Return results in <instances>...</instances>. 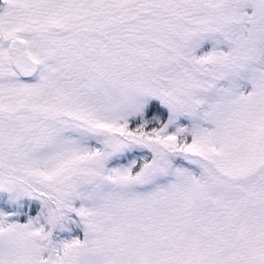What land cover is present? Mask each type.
<instances>
[{"label": "snow or ice", "instance_id": "6c2138e0", "mask_svg": "<svg viewBox=\"0 0 264 264\" xmlns=\"http://www.w3.org/2000/svg\"><path fill=\"white\" fill-rule=\"evenodd\" d=\"M0 264H264V0H0Z\"/></svg>", "mask_w": 264, "mask_h": 264}]
</instances>
